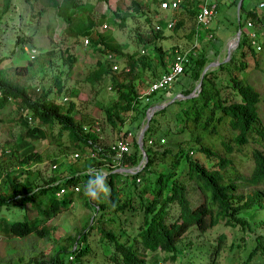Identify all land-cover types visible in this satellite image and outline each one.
Here are the masks:
<instances>
[{
    "label": "rangeland",
    "instance_id": "obj_1",
    "mask_svg": "<svg viewBox=\"0 0 264 264\" xmlns=\"http://www.w3.org/2000/svg\"><path fill=\"white\" fill-rule=\"evenodd\" d=\"M75 1L76 5L71 9V22L67 24L55 12L54 8L46 4V0H9L7 10L0 16V70L8 76L15 77L13 67L16 66L20 71L17 74L20 75V80H23L22 76L26 73L24 82L34 90H30V94L50 89L49 97H53L55 102L61 101L62 105H66L68 101H73V117L79 123L90 126L89 131L95 134L96 142L110 144L117 137H122L125 140L130 137L133 139V136L138 138L140 126L147 123L145 116L142 120L139 112L135 110L127 113L119 111L118 118L122 119V122L117 119L116 126H110L106 122L103 111V108L113 102L116 97L110 85L109 76L103 75L99 80L88 82L84 79V74L87 69L93 66L95 60L108 58V52L101 49L103 43H116L121 52L130 53L135 57L143 55L147 61V67L137 68V77L134 79L136 90L142 91L147 81L166 69L175 47L180 46L183 49L190 47L195 38L194 34L186 35L190 21L179 25L175 30L171 27L153 31V24L157 16L166 15L175 21L176 10H158L156 8L157 0H139V10L131 6V0ZM185 1L190 8L196 9L199 0H181L180 3ZM259 1L264 3V0H243L239 5L252 8L259 14L264 12V6H258ZM219 3L220 7L218 6V10L210 22L214 38L207 39L202 34L197 36L195 49L196 52L199 49L204 50L207 55L208 60L202 67V71L211 69L215 84L219 85L221 93L226 90V93H231L232 90L225 86V79L229 72L235 70L233 63H236L238 59H233V62L227 64L230 71L217 65L221 61L228 60L230 53L233 57L235 55L238 57L237 51L234 50L236 45L231 48L230 45L234 42L236 35H245L247 38L243 30L245 26L247 31L250 30V27L252 30L255 29L254 34L257 31V39H261L264 34V19L262 23H251L250 26H247L243 14L240 16L237 14L238 2L230 4L229 0H226ZM88 15L93 25L89 34L86 35L83 30L89 20ZM238 17L242 24L236 27ZM103 23L105 24L103 25ZM153 32L157 34L155 38L152 36ZM85 36L88 41L84 44L82 40ZM89 36L94 39L93 43ZM258 42H260L261 49L254 54L257 58V66L253 65V58L248 54L245 56L246 66L238 71V75L259 90L258 107L260 120L264 125V38ZM97 45L101 46L97 47ZM145 45L147 49L144 47ZM23 46L35 48L36 56L32 59L29 58ZM140 48H145L142 54H140ZM69 56L73 57V61L71 67L68 68ZM113 58L112 63L115 62L118 67L116 70L120 69L124 65L122 57L115 55ZM56 77L59 85L55 83ZM184 83L190 86V94H193L198 86L197 79L190 80L188 74L182 73L179 75V79L172 83L170 92L174 91V95L176 92L177 94L181 93L180 88ZM57 86L60 87V90L55 95L54 91ZM63 96L65 99H62ZM151 101L152 96L149 97L148 103ZM159 103L163 105L164 110L149 115L153 118L152 137L156 139L153 143L157 151L168 147L174 153L177 148L181 147L183 151L187 150L191 157L199 160L204 159L203 155L201 156V153L196 150L198 142L194 140L193 135L197 130L194 129V132H190L183 126L180 131L177 130L182 125L176 117L180 105L169 101V99H163ZM27 115L25 110L17 109L11 101L0 108V190L2 191L7 190L10 179L14 181L30 180L29 187L31 188L34 184L39 185L51 176L63 178L69 173L68 167L71 161L77 157L74 155L76 150H72L71 147L66 150L60 149L61 146L68 145L67 136L65 131L58 129V124L55 122L48 130L41 126L45 133L37 140L21 137L24 128L23 120ZM26 123L33 124V120L31 122L26 120ZM160 137H163V141L159 139ZM215 137L202 134L201 141L209 144L217 153L223 152L218 138ZM52 138L57 139L60 144H55ZM157 138L159 143H157ZM253 147L264 148V143H248L242 146L240 151L229 154L238 171L247 172L251 167L250 151ZM30 150L40 151L44 159L22 162L21 157ZM171 158L170 154H164L161 159L143 168L138 174L139 180L136 181V186L130 188L132 196L136 199L138 193H141L143 197L148 196L149 194L142 190L144 176L150 174V169L153 172L170 169ZM95 170H99L105 175L109 171L107 164L99 165ZM182 175L177 176L186 181L187 195L190 201H194L196 192L192 188L191 182ZM121 183L122 181L119 180L116 186H120ZM50 194L51 190H48L42 199L45 200ZM66 195H70L72 198L66 208L46 217L45 214H36L37 217L44 218L46 223L53 226L49 229L46 237L36 238L32 234L20 238L0 236V264H24L35 258L46 257L53 253L58 246L68 243L67 236H75L77 232H80L79 230L89 224L88 230L83 231L84 236L83 233L77 235L78 241L73 243L86 246L85 252L80 256L81 258L79 257L81 263L114 264L108 256L111 246L101 240L96 229L98 226L103 229L108 228L118 235L120 240L128 237L127 240L132 241L131 237L136 232L135 227L140 219L141 210L125 209L116 214L109 209L98 218L99 210L93 209L92 202L89 201L91 199L84 194V189L80 187L78 191L67 192ZM23 212L24 209L21 205L0 207V216L9 220L21 219ZM170 212L174 213V209H171ZM240 214L249 222L248 227L231 226L222 222L201 231L191 225L175 242L176 255L174 258H162L168 253L160 249L144 250L142 264H208L215 245L213 237L217 232L225 234V239L221 242V252L217 256L218 264H264V252H260V247L257 252L247 258L257 237L259 244L264 246V206L243 209ZM29 215L35 217V211H30ZM107 217H110L112 221H107L105 219ZM58 253L63 255L64 260L71 256L59 251Z\"/></svg>",
    "mask_w": 264,
    "mask_h": 264
},
{
    "label": "trees",
    "instance_id": "obj_2",
    "mask_svg": "<svg viewBox=\"0 0 264 264\" xmlns=\"http://www.w3.org/2000/svg\"><path fill=\"white\" fill-rule=\"evenodd\" d=\"M0 1L1 16L7 10L9 0ZM235 1L237 2V0H230L229 2L235 4ZM46 4L54 8L55 12L67 24L71 22V9L76 5L75 0H46ZM131 6L139 10V0H131ZM195 12L196 9L190 8L187 1L180 4L176 10L178 16L173 22V30L177 29L179 25L190 21L186 35L191 36L196 29L194 23ZM238 14L250 18L254 24L262 23L264 19V12L257 15L254 9L245 8L244 5L239 6ZM87 18L89 20H87L83 30L86 35L89 34V30L93 25L89 15ZM241 24L242 22L238 18L236 26ZM203 32L201 34L207 32L213 34L211 29L203 28ZM152 36L155 38L157 34L153 32ZM89 38L93 43L94 39L91 36ZM213 38L214 35L208 39ZM263 38L264 34L261 39ZM261 39H254V42L251 43L245 35L240 36L234 49L237 51L238 57L237 55L233 57L230 53L228 60L218 63L217 66L230 71L227 64L233 62V59H238L236 63H233L235 70L229 72L225 79V86L232 90L231 93H226L227 90L221 93L219 85L215 84L211 69L202 71V67L208 60L204 50L199 49L195 54H188L189 63L184 68L183 73L188 74L190 80L197 79L198 86L194 93L190 94V86L184 83L180 88L182 97H174L170 101L180 105L176 117L182 125L177 130L180 131L182 126L190 132L194 129L197 130L193 135L194 140L198 142L196 150L201 153V156L203 155L204 159L199 160L191 157L187 150L183 151L181 147L177 148L174 153L168 147L157 151L153 143L156 139L152 137L154 130L152 127L153 118L150 116L148 124L142 131L141 142L145 154L143 168L161 159L167 153L172 157L169 163L171 167L165 171L156 172L150 169V174L144 176L145 181L142 187V190L149 195L143 197L141 193H138L137 199L132 196L130 188L136 186V177L143 168L135 173L112 170L114 167H128L138 162L141 157L140 148L142 145L139 146L135 136H133V139L130 137L128 140L122 137L116 138L122 142L125 140L129 146V150L122 152L121 156L116 159L113 156L114 149L110 147V144L116 139L110 144L96 142L95 134L89 130H83V124L73 117V101H68L66 105L55 102L53 97H49L50 89H43L38 93L30 94V90H34L30 89L24 82L26 73L22 76L23 80H20V75H17L20 71L16 66L13 67L15 77L8 76L0 70V108L11 101L17 109L25 110L28 113L23 120L24 128L21 137L37 140L43 137L45 133L41 126L48 130L51 124L55 122L58 124V129L65 131L67 136L68 145L61 146L60 149L66 150L71 147L72 150H76L75 153L77 152L75 155L77 157L71 161L68 167L69 173L63 178L51 176L43 180V183L34 184L31 188L29 187L30 180H9L7 190H0V207L21 205L24 212L21 219L9 220L0 216V236L20 238L32 234L36 238L46 237L49 229L53 226L46 223L44 218L37 217L36 214H45L46 217L66 208L72 200L71 196H67L66 193L76 191L70 189L57 196L55 192L58 188L77 184L78 190L80 187L84 189L91 171L102 164H107L109 169L106 175L111 194L109 197H103L102 195V199L98 202H94L92 199L89 200L92 202L93 209L99 210L98 218L103 215L104 211L109 209L116 214L125 209L141 210L140 219L135 227L136 232L131 237L132 241H128V237L120 240L118 235L108 228L103 229L98 226L96 229L101 240L111 246L108 256L114 264H142L144 262V250L160 249L168 253V255H163L162 258H174L176 255L175 242L191 225L201 231L222 222L231 226L248 227L249 222L240 212L250 207L261 208L264 206V148L253 147L251 149L252 165L247 172L238 171L229 154L240 151L241 147L248 143H264V125L260 120L258 107L260 92L238 75V71L246 66L245 56L248 54L253 58V65L257 66V58L254 54L261 49L260 42H258ZM101 49L110 52L113 56L122 57L124 61V65L116 70L111 69L113 57L103 60L97 59L84 74V79L88 82L99 80L103 75L109 76L110 85L116 97L113 102L103 108L106 122L110 126H116L117 119L122 122V119L118 118L119 111L127 113L135 110L139 112L142 118L146 103H143L138 97L134 79L137 77V68L147 67V61L143 58V55L135 57L130 53L121 52L116 43H103ZM35 56L36 54L32 58ZM68 59L69 68L73 57L69 56ZM55 83L59 85L57 77ZM59 90L60 87L57 86L54 94L56 95ZM172 95L173 93L168 97H172ZM150 96H152L151 102H159L165 97L162 92L157 95L151 93ZM163 110L162 106L154 110L153 114L160 113ZM26 120L28 122L33 120V124H27ZM136 124L138 127L137 122ZM202 134L216 136L215 138H218L223 152L217 153L209 144L203 143L201 141ZM149 137L151 142L148 143ZM159 139L163 141V137ZM52 140L55 144H60L57 139L52 138ZM157 143H159L158 138ZM43 159L44 156L41 152L35 150H30L21 157V161L25 163L42 161ZM177 175H182L191 182L192 188L196 192L194 201H190L187 195L186 181ZM119 180L122 183L120 186H116ZM48 190H51V194L43 200L42 197ZM171 209H174V213L170 212ZM30 211H35V217L29 215ZM105 219L112 221L110 217ZM89 227L90 224L85 228L83 227L73 237L67 236L68 243L58 246L53 253L46 257L35 258L24 264H72L73 260V264H82L80 256L85 252L86 246L74 245L73 243L78 241L77 235L87 231ZM224 239L225 234L223 232H217L213 237L215 245L208 264L219 263L217 256L221 252V242ZM255 242L253 248L248 252L247 258L257 252L258 247L261 249L260 252H264V246L259 244L258 237ZM58 251L71 256L69 259L64 260L63 255Z\"/></svg>",
    "mask_w": 264,
    "mask_h": 264
},
{
    "label": "built area",
    "instance_id": "obj_3",
    "mask_svg": "<svg viewBox=\"0 0 264 264\" xmlns=\"http://www.w3.org/2000/svg\"><path fill=\"white\" fill-rule=\"evenodd\" d=\"M220 1H226V0H199L197 3V9H196V13H195V38L193 40V42L191 43L190 47H188L187 49H183L180 46H177L174 48V52L171 56V61L169 62L168 66L166 67V69L164 71H162L161 73H159L158 75L154 76L151 80L147 81L144 89L142 91H138V97L143 101V102H147L149 100V95L152 93L156 94V93H163L165 95V98H167L168 96H170L171 92H170V86L171 84L178 78V76L180 74L183 73L184 68L187 66V64L189 63V58H188V54H195L196 52V45H197V36L201 34V32H203V28L204 29H209L210 27V22L217 10V5ZM230 1V0H229ZM180 0H157V6L156 8L159 10H173L175 9L178 4H179ZM258 6L262 7L264 6V3L262 1L258 2ZM161 17V16H160ZM161 19H159V17H156V20L153 24V30L158 31V30H162V29H170V27L172 26V20L171 19H165L162 16V24L159 21ZM246 25L250 26L252 21L250 20V18H246ZM105 23H103L104 25ZM244 32L247 35V38L250 40L251 43L254 42L255 39V34L254 31L255 29L252 30V28L250 27V30L247 31L246 26L244 27ZM204 33V32H203ZM204 35L205 38H211L212 37V33L211 32H207L205 34H202V36ZM83 43L85 44L88 41V38L85 36L83 38ZM25 48V50L28 53V57L32 58L35 54H36V50L35 48H26L25 46H23ZM147 49V46H144ZM145 48H140V53H143ZM108 58H112V54L110 52L107 53ZM117 64L114 62L111 64V69H117ZM65 96L62 97V99ZM157 107V106H155ZM152 112V107L148 106L145 109V118L147 119L149 117V115ZM82 129L85 131H88L90 129L89 125H82ZM97 129V127H96ZM115 140V139H114ZM161 140V139H160ZM148 142H151V138L149 137V139L147 140ZM138 144L139 146L141 145L140 140L138 139ZM110 147L113 148L114 152H113V156H115L116 159H118V157L121 156V153L124 151H128L129 150V146L127 144V142L124 140L123 142L116 139L114 142H112L110 144ZM140 152H141V157L138 160V162L135 165L129 166L127 167L125 170L120 168V166L116 167V170H123L125 172H135L139 169H141L144 166L145 163V154L142 148H140ZM74 155H76V153H74ZM138 179V178H136ZM72 190V191H77L78 190V185L77 184H73L70 185L68 187H64L61 186L58 188V190L55 192V194L57 196H60L63 192H66L67 190Z\"/></svg>",
    "mask_w": 264,
    "mask_h": 264
},
{
    "label": "clouds",
    "instance_id": "obj_4",
    "mask_svg": "<svg viewBox=\"0 0 264 264\" xmlns=\"http://www.w3.org/2000/svg\"><path fill=\"white\" fill-rule=\"evenodd\" d=\"M181 1V0H180ZM241 1H243V0H240V2L239 3H237V9H238V11H239V4L241 3ZM180 4H182V3H180L179 2V4H178V6L175 8V9H173V10H177L178 9V7L180 6ZM220 3H218V5H219ZM196 9H197V7H196ZM159 10V9H158ZM217 10H218V8H217ZM216 10V11H217ZM161 11V10H160ZM196 13V12H195ZM216 13V12H215ZM262 12H260L259 14H261ZM237 14H238V12H237ZM257 15H259L258 13H256ZM177 16H178V14H176ZM165 19H171V17H166V15L164 16V15H162ZM238 16H239V14H238ZM159 17V19H161V20H159L160 22H161V24H162V17H160V16H158ZM245 17V16H244ZM239 18V17H238ZM238 18H237V20H238ZM213 19V18H212ZM245 19H246V17H245ZM155 20H156V18H155ZM172 20V25H173V22H174V20L173 19H171ZM252 21V20H251ZM242 22V21H241ZM194 23H195V14H194ZM196 24V23H195ZM252 24H253V22H252ZM239 26H241V25H239ZM239 26H236V27H239ZM172 27V26H171ZM170 27V28H171ZM209 29H211V23H210V27H209ZM260 30V29H259ZM257 32V31H256ZM255 32V39H257V33ZM195 32H193V34H194ZM201 35V34H200ZM200 35H198V36H200ZM213 35H214V33H213ZM239 37L240 36H238V35H236V37H235V40H234V42L230 45V48L231 47H233V46H235L236 44H237V42H238V39H239ZM246 37V36H245ZM208 39V38H207ZM205 68H207V66H205ZM181 75V74H180ZM177 79H179V76H178V78ZM176 81V80H175ZM174 81V82H175ZM172 85V84H171ZM171 87V86H170ZM176 92V91H175ZM171 93H173V95H172V97H167V98H165L164 97V99H169V101L170 100H172V98H174V97H179V96H181V94L179 93V94H177V92L175 93V95H174V91H171ZM158 93H156L155 95H157ZM149 97H150V95H149ZM163 100V99H162ZM162 100H159V101H162ZM61 102V101H60ZM59 102V103H60ZM143 102V101H142ZM143 103H146V107H148V106H151L152 107V112H151V114H153V112H154V110H156L157 108H160V107H162L163 105H161L159 102H150V103H148V101L147 102H143ZM164 104V103H163ZM155 106H157V107H155ZM146 107L144 108V112H143V116H142V120H144V116H145V109H146ZM149 118L150 117H148L147 119H146V122L147 123H145L143 126H144V128L146 127V125L148 124V120H149ZM142 125L140 126L141 128L143 127ZM139 127V128H140ZM138 128V129H139ZM141 128H140V130H141ZM143 131V130H142ZM142 131H139V133H138V138H135V140H136V142L137 143H139L138 142V139L140 140V142H141V139H142V135H143V133H142ZM141 145H142V142H141ZM140 145V146H141ZM141 148H142V146H141ZM129 167V166H128ZM120 168H122V169H126L127 167H120ZM143 168V167H142ZM113 171H119V170H116V167H114L113 169H112ZM140 170V169H139ZM139 170H137V171H139ZM121 171H123V170H121ZM137 171H135V172H137ZM135 172H132V173H135ZM128 173H130V172H128ZM136 178H138V177H136ZM138 179H136V181H137ZM84 194L87 196V197H89L90 199H92V200H94V201H98V200H100V198H101V196L103 195V197H109L110 196V194H111V188H110V185H109V183H108V179H107V176L103 173V172H101V171H99V170H94V171H91V173H90V178L88 179V181H87V183L85 184V186H84Z\"/></svg>",
    "mask_w": 264,
    "mask_h": 264
},
{
    "label": "water",
    "instance_id": "obj_5",
    "mask_svg": "<svg viewBox=\"0 0 264 264\" xmlns=\"http://www.w3.org/2000/svg\"><path fill=\"white\" fill-rule=\"evenodd\" d=\"M240 2V0H238V3ZM144 129V126L141 128V130L140 131H142Z\"/></svg>",
    "mask_w": 264,
    "mask_h": 264
}]
</instances>
